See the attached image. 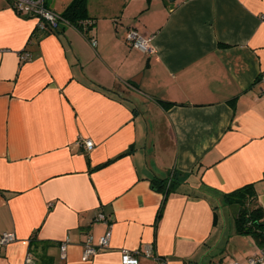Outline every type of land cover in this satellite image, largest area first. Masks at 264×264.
Segmentation results:
<instances>
[{
    "label": "crops",
    "instance_id": "obj_1",
    "mask_svg": "<svg viewBox=\"0 0 264 264\" xmlns=\"http://www.w3.org/2000/svg\"><path fill=\"white\" fill-rule=\"evenodd\" d=\"M86 17L43 32L0 0V235L17 238L0 264H249L264 249L224 196L253 185L264 211V0H87ZM175 172L164 202L151 180Z\"/></svg>",
    "mask_w": 264,
    "mask_h": 264
},
{
    "label": "built area",
    "instance_id": "obj_2",
    "mask_svg": "<svg viewBox=\"0 0 264 264\" xmlns=\"http://www.w3.org/2000/svg\"><path fill=\"white\" fill-rule=\"evenodd\" d=\"M15 10L21 16L35 18L38 21L37 29L39 31H46L48 29L56 30L61 23H68L61 18L60 15L50 11L45 4V0H10ZM126 41L136 50L141 51L144 54L151 55L154 50L151 45V40L140 35L137 30L130 29L126 35ZM90 44L93 48L97 47V41L91 40ZM2 51L0 50V53ZM31 55L24 53L21 55V60L29 61ZM262 97L264 98V88L262 89ZM95 144L92 140L84 141V148L88 151H92ZM109 218L102 212H98L95 216V221L108 222ZM112 237V232L109 230L104 236L99 240L98 245L94 244L93 237L89 236L84 244L83 260L87 261L92 256H95L98 252L109 247V243ZM17 238L15 234L5 232L0 235V247L6 246L8 244L16 242ZM68 242H64L61 246V256L65 258ZM137 252H131L128 250H123L121 263L122 264H139L137 258ZM151 256V254H147ZM264 263V250L260 252L259 255L249 260V264H263ZM25 264H36L32 256H28L25 260ZM224 264V263H217ZM229 264H239L237 262H232Z\"/></svg>",
    "mask_w": 264,
    "mask_h": 264
},
{
    "label": "trees",
    "instance_id": "obj_3",
    "mask_svg": "<svg viewBox=\"0 0 264 264\" xmlns=\"http://www.w3.org/2000/svg\"><path fill=\"white\" fill-rule=\"evenodd\" d=\"M87 0H74L67 10L60 15L69 24L81 27L86 17ZM61 24L59 25V27ZM58 27V28H59ZM177 173L166 178L151 180V186L157 193L163 194L164 202L176 192ZM226 205L237 206L239 211L236 217V233L253 238L260 249H264V211L258 203L257 194L253 185L244 186L224 196Z\"/></svg>",
    "mask_w": 264,
    "mask_h": 264
},
{
    "label": "rangeland",
    "instance_id": "obj_4",
    "mask_svg": "<svg viewBox=\"0 0 264 264\" xmlns=\"http://www.w3.org/2000/svg\"><path fill=\"white\" fill-rule=\"evenodd\" d=\"M223 210H225V211H222V217L224 218V216H226L225 214H227V219L229 220V221H231V214L229 213L230 211V209L228 208V207H226V208H224Z\"/></svg>",
    "mask_w": 264,
    "mask_h": 264
}]
</instances>
